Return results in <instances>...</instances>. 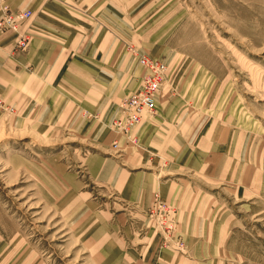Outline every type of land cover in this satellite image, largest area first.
Listing matches in <instances>:
<instances>
[{
	"label": "rangeland",
	"instance_id": "374dc122",
	"mask_svg": "<svg viewBox=\"0 0 264 264\" xmlns=\"http://www.w3.org/2000/svg\"><path fill=\"white\" fill-rule=\"evenodd\" d=\"M129 2L126 21L120 7L118 76L82 97H72L77 87L42 83L32 93L29 46L0 32L1 244L27 243L39 264H110L112 246L95 251L89 240L109 230L121 241L115 253L124 252L113 264L188 256L176 220L165 243L150 216L152 185L142 201L157 178L227 206L239 229L232 249L246 264H264V0ZM129 47L167 66L135 143L112 127L143 75ZM117 184L140 192L120 197ZM149 233V253L128 256L138 240L149 245Z\"/></svg>",
	"mask_w": 264,
	"mask_h": 264
},
{
	"label": "crops",
	"instance_id": "0c3cea01",
	"mask_svg": "<svg viewBox=\"0 0 264 264\" xmlns=\"http://www.w3.org/2000/svg\"><path fill=\"white\" fill-rule=\"evenodd\" d=\"M135 1L139 6L146 0ZM4 4L10 9L31 12L24 28L31 35L28 51L30 79L34 84L32 93L42 83L46 87H77L78 91L72 97H82L87 94L88 85H105L107 80L118 76V60L122 51L120 7L124 11L122 19L126 21L125 11L131 4L129 0H5ZM1 6L0 1V11ZM94 73L96 81H88ZM41 93L32 96L39 97ZM150 182L147 194L145 190L142 192L143 203L149 202L152 185L154 193H158L162 200L165 198L174 209L177 230L189 244L188 256L166 251L161 255L160 264H246V258L231 247L239 229H236L227 206L212 196L172 180L158 181L156 178ZM125 186L116 185L120 197L130 198L140 192L134 185ZM146 236L148 238L143 239L149 245L138 240L133 244L135 247L128 250V256L134 257L138 252L143 256L149 253L153 246L151 233ZM93 239L89 240L95 251L96 247L103 251L112 246L114 254L106 259L110 264L114 263L116 256H123L122 247L115 253V245L119 246L121 241L114 232L107 230L101 236L94 234ZM39 261L27 243L16 244L15 240V243L3 246L0 240V264H39ZM118 262L122 263L123 259ZM143 263H146L145 258Z\"/></svg>",
	"mask_w": 264,
	"mask_h": 264
},
{
	"label": "built area",
	"instance_id": "2783aa9c",
	"mask_svg": "<svg viewBox=\"0 0 264 264\" xmlns=\"http://www.w3.org/2000/svg\"><path fill=\"white\" fill-rule=\"evenodd\" d=\"M2 2L3 16L0 18V32H11L15 36V44L18 49H25L31 35L24 26L31 18L30 11H11ZM128 53L136 59L138 65L143 69L140 86L134 93L125 97L119 107V113L112 122L113 129L122 134L129 142L135 143L134 133L141 125L144 117L152 116L156 111V99L159 96L167 73V66L163 61L150 58L140 54L134 47L128 48ZM114 147H117L116 143ZM150 216L154 217L159 228L163 231L164 241L172 240L171 233L175 228V212L172 207L161 200L158 193H154L152 204L149 208ZM183 250L182 243H174Z\"/></svg>",
	"mask_w": 264,
	"mask_h": 264
},
{
	"label": "bare ground",
	"instance_id": "6f19581e",
	"mask_svg": "<svg viewBox=\"0 0 264 264\" xmlns=\"http://www.w3.org/2000/svg\"><path fill=\"white\" fill-rule=\"evenodd\" d=\"M142 69V68H141ZM143 70V69H142ZM143 72V71H142ZM146 118H148L147 116L146 117H144V119L143 120H145Z\"/></svg>",
	"mask_w": 264,
	"mask_h": 264
}]
</instances>
